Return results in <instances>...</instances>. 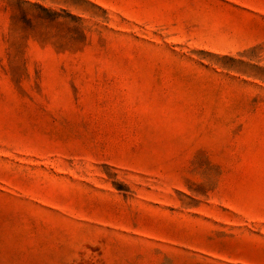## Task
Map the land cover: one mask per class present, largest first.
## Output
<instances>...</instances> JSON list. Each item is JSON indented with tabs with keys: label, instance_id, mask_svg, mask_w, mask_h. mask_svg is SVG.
<instances>
[{
	"label": "rangeland",
	"instance_id": "374dc122",
	"mask_svg": "<svg viewBox=\"0 0 264 264\" xmlns=\"http://www.w3.org/2000/svg\"><path fill=\"white\" fill-rule=\"evenodd\" d=\"M0 264H264V0H0Z\"/></svg>",
	"mask_w": 264,
	"mask_h": 264
}]
</instances>
